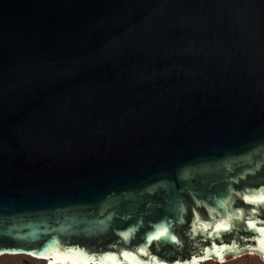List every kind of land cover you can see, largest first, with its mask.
Wrapping results in <instances>:
<instances>
[{
    "label": "water",
    "instance_id": "water-1",
    "mask_svg": "<svg viewBox=\"0 0 264 264\" xmlns=\"http://www.w3.org/2000/svg\"><path fill=\"white\" fill-rule=\"evenodd\" d=\"M246 253L264 255V0H0V258Z\"/></svg>",
    "mask_w": 264,
    "mask_h": 264
},
{
    "label": "rangeland",
    "instance_id": "rangeland-1",
    "mask_svg": "<svg viewBox=\"0 0 264 264\" xmlns=\"http://www.w3.org/2000/svg\"><path fill=\"white\" fill-rule=\"evenodd\" d=\"M0 264H47L43 261H36L28 257L15 256L3 257L0 259ZM205 264H264V257L256 253H246L240 257H230L225 262L210 261Z\"/></svg>",
    "mask_w": 264,
    "mask_h": 264
},
{
    "label": "snow or ice",
    "instance_id": "snow-or-ice-1",
    "mask_svg": "<svg viewBox=\"0 0 264 264\" xmlns=\"http://www.w3.org/2000/svg\"><path fill=\"white\" fill-rule=\"evenodd\" d=\"M164 234H165V233H161V235H164ZM123 239L127 240V239H129V237H128L127 235H125V236L123 237ZM124 255L127 256L128 253H125Z\"/></svg>",
    "mask_w": 264,
    "mask_h": 264
},
{
    "label": "bare ground",
    "instance_id": "bare-ground-1",
    "mask_svg": "<svg viewBox=\"0 0 264 264\" xmlns=\"http://www.w3.org/2000/svg\"><path fill=\"white\" fill-rule=\"evenodd\" d=\"M262 257H264V255H263ZM218 262L223 263V262H225V259H224V260H220V261H218ZM46 263L49 264L48 262H46Z\"/></svg>",
    "mask_w": 264,
    "mask_h": 264
},
{
    "label": "trees",
    "instance_id": "trees-1",
    "mask_svg": "<svg viewBox=\"0 0 264 264\" xmlns=\"http://www.w3.org/2000/svg\"><path fill=\"white\" fill-rule=\"evenodd\" d=\"M5 257H8V256H5ZM1 258H3V257H1ZM1 258H0V259H1ZM203 264H205V263H203Z\"/></svg>",
    "mask_w": 264,
    "mask_h": 264
}]
</instances>
